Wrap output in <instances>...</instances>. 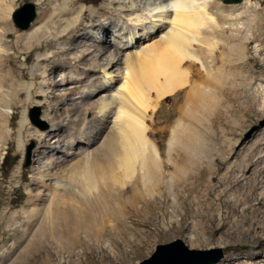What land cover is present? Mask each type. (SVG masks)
<instances>
[{"label":"bare ground","instance_id":"bare-ground-1","mask_svg":"<svg viewBox=\"0 0 264 264\" xmlns=\"http://www.w3.org/2000/svg\"><path fill=\"white\" fill-rule=\"evenodd\" d=\"M16 1L0 0V27L3 25L8 29L5 33L10 31L9 16L13 9L6 8V4L13 5ZM43 1L48 8L55 10L54 18L50 16L49 33L44 35L37 29L20 35L15 42L17 50H20L18 53L25 54L26 58L19 91L33 100L44 98L47 101L54 96L63 98L64 104L60 106V111L64 112L67 108L69 114L73 115L66 127H59L71 128L69 137L67 136L69 139L66 141L63 138L71 151L67 158L76 159L79 154L83 155L94 148L81 159L77 158L79 160L67 170L71 174L67 181L57 183L52 194L44 199L43 209L49 213L47 230L44 228L46 233L43 236L48 241L45 244L47 264H54L58 254L66 252L71 258L82 261V254L94 245H98L104 251V257L113 259L116 264H129L148 253L155 242L166 240L170 236L166 227L168 223L164 222H161L164 223L163 229L156 228L157 232L154 229L151 230L153 232L140 230L143 225L151 224L149 220L159 213L157 202H168V199L170 202V196L175 199H194L195 194L205 198V217L214 225L212 232H219L221 242L228 243L237 250L235 258L241 256L240 250L248 248L249 259L257 262L254 264H264V133L257 141L242 149L238 156L240 164L238 161L232 163L230 159L224 161V175L220 179L212 177V182L218 180L219 186L212 188L208 185L204 193V186L200 183L202 177L198 176L197 171L203 168V155L206 151L199 134L190 138V148L182 152L185 153L187 162V167L184 168H189L192 172L188 176L185 171L180 177L172 173H161L160 152L147 136L150 112L157 108L161 100L186 89L193 76L192 64L200 65L204 73L207 69L205 58L198 53L203 55L206 44L205 37L201 36L204 34H201L202 27L207 20L215 21L209 8V0ZM262 4L264 0H260L259 5ZM261 20L259 38L264 37V19ZM168 28V32L164 34ZM112 29L115 30L113 38L108 35ZM93 31L99 32V36L93 35ZM235 36L237 44L232 45L235 46L234 50L240 49L241 53L249 41L239 34ZM38 40H43L50 49L48 53L40 52L39 56H33L38 50L34 41ZM146 44L148 45L144 47ZM27 62L32 65L28 66ZM240 65L234 70L233 66L230 67L229 75L222 72L220 78L224 81V87L211 86L210 89L204 87L203 90H198V97L202 101L198 103L199 109L204 108L207 103L209 111L215 110L217 103H221L220 100L217 103L214 100L219 98L216 95L218 92L227 91L224 96L228 97L231 91L234 95L237 91H245L246 81L254 80L257 75L249 65ZM218 72L216 76L219 77ZM210 74V78L204 79L207 84L222 82L219 79L217 82L214 75L216 81L211 79ZM245 96L246 103L240 120L242 129L247 125V121L243 120L245 116L264 113V101L260 102L259 97L251 93ZM225 108V114L231 113L229 106ZM230 130L222 132L224 147L233 142L230 137L236 134ZM31 133L52 147L55 133ZM209 140L213 146L219 138L212 135ZM80 142L87 146L76 154L74 147ZM210 149V153H213ZM172 151L171 141L169 153ZM207 168L208 165L204 166L205 172L209 169ZM246 170L251 171L249 176L246 175ZM134 177L141 179L139 192L142 195L146 189L148 192L153 191V196L156 197L159 193L156 199H149L152 207L145 206L146 203L144 206L127 205L131 201L127 202L125 180ZM216 187L219 188L217 192ZM144 196L142 198L146 199L147 195L145 198ZM172 205L174 210H167L171 218L182 212L175 200H172ZM162 210L163 215L164 209ZM147 216L150 218L147 219ZM217 216L220 217L218 222ZM111 226L119 228V233H115ZM182 244L186 247L183 242Z\"/></svg>","mask_w":264,"mask_h":264},{"label":"rangeland","instance_id":"rangeland-1","mask_svg":"<svg viewBox=\"0 0 264 264\" xmlns=\"http://www.w3.org/2000/svg\"><path fill=\"white\" fill-rule=\"evenodd\" d=\"M234 1L235 0H209V8L211 10V14L214 15L213 17L215 18V21L207 20L205 26L202 27L201 34H204L201 36L205 37L206 44L203 49V55L200 54L201 52L198 54L205 58V64L208 69H206V71H208V74L211 73V79L216 81L217 78V82H219L218 79L222 81L220 78L222 72L224 75H229L228 72L231 70L230 67L233 66L232 68L234 70V68L239 66L240 63H245L246 66H250L252 72L257 75L254 77L256 80L246 81L245 91H237L235 95L233 91L229 92L230 96L228 97L224 96L227 91L224 93L218 92L216 95H218L219 98H214V100L216 99V103L220 100L221 105L217 103V108L212 112L208 110L209 108L207 103H205L204 108L199 109L198 103L202 102L198 97L199 89L203 90L204 87L208 89L212 87L221 88L225 85L223 84L224 81L220 82L222 84H213L215 87L212 84H207L204 79L206 80L207 77L210 78L209 75L206 71V74L203 72L200 65L193 63L191 66L193 76L190 80V85L188 84L186 89H183L174 96L161 100L158 103L157 108L150 112L151 117L148 121L149 130L147 132V136L160 152L162 162H160L161 173L163 174L170 175L172 173L177 177L183 175L185 171V175L189 176L191 174L192 171L189 170V168H184L187 167V165H185L187 162L184 156L185 153L182 152L190 148V138L192 139L196 136V134H199L203 147L207 153V156L206 153H203L205 165L203 164L201 171H197V174L199 173L198 176L203 178L200 179L201 185L204 186L202 187L203 193L204 191H207L206 186L208 185L209 187L212 186V188L213 186H219L218 180L212 182V177L215 176L217 179H220L222 175H224V161L230 159L232 163L238 161V164H240V157L238 158V156H240L244 150L243 148L249 145V143L257 141L258 138H260L259 136L264 133V113L261 115L248 114L245 116L243 120L247 121V125H245L246 127L243 129L241 128L240 122L241 115L244 110L243 105L246 103V94L251 93L259 97L260 102L264 101V37L259 38L258 36L261 30V23L259 22H262L261 19H264V4L259 5L260 0ZM28 3L35 6L37 17L28 30L22 31L16 26L13 15ZM47 6L48 5L43 0H17L13 5L7 3L6 8H13L9 16L10 31L5 33L7 28L3 25L0 27V264H47V245L45 244H47L48 241L46 240L47 238L43 236H45L47 230V214L49 213L46 212L47 210L44 211L43 209L45 205L44 199H46V196L52 194L51 192L57 187V183L60 182L63 184L67 181V177L71 175L67 172V170H70L74 163L81 159L83 155L89 154L94 149L92 147L83 155H80L79 153L83 151V147L85 149V146H87L83 142H80L74 147V152L79 154V157H76L79 159L76 157V159L67 158V155L71 153V151L70 147L68 148L64 141H67L71 128L59 127L60 125L66 127L69 121L73 118V115L69 114L67 108V112L60 111V106L64 104L63 98L60 96H54L50 97L47 101H45L44 98L33 100L29 97V95L21 94L19 91L20 83L23 81L22 72L24 66H26V58L25 54L21 53L23 55H20V53H18L20 50H17L15 42L20 35L33 32L37 29H40L41 33H44V35L49 33L47 30H49L48 25L50 16L51 18H54L55 10L53 8H48ZM88 6L92 7L93 5ZM169 28L165 30L164 34L166 31L168 32ZM113 33H115V30L112 29L108 34L109 37L113 38ZM99 34V32L93 31V35L99 36ZM237 34L249 41L245 45L246 47H243V50H241L242 54L240 53L239 48V51L237 48L234 50L235 46L233 45L237 44V41H235V35ZM213 43L216 44L213 45ZM34 44L38 50H41H36L33 53V56H39L41 53H48L50 49L48 44L43 40L34 41ZM147 45L148 44L144 47ZM229 47L232 48L230 49ZM232 49L234 51H231ZM238 55L241 56L239 57ZM238 57L240 60L237 62ZM27 65L31 66L32 63L27 62ZM217 72L220 74L219 77L216 76ZM213 75L214 77L216 76V78H214ZM2 94L4 95L2 96ZM226 106L231 108V113H228L229 115L227 113V115L225 114ZM36 107L40 109L39 121L41 124H34L30 119V112ZM235 112L236 114H234ZM50 117L53 119H50ZM197 121L201 123L199 124ZM226 126H228L226 129H231L230 131L235 132L237 137L235 135H233V137L231 136L230 140L233 142L229 143L227 147H224L222 132L226 130ZM35 131L44 134L52 132L55 133L56 136L53 140V145H51L52 147L50 148L47 142L40 140L38 137L32 136L31 132ZM212 135L219 138L213 146L211 145L212 142L209 140ZM171 141L173 151L172 153H169V144ZM32 144L33 149L31 151V165L29 167H25L28 148ZM61 146L63 147L61 148ZM208 146L213 148L210 149ZM209 149L211 151L213 150V153H210ZM64 159L66 160L64 161ZM67 159H69V161ZM207 165L209 169L207 168L208 170L205 172L204 166ZM176 169L177 172H175ZM245 173L249 176L251 171L246 170ZM140 182L141 179H138L137 177L125 180L127 202L129 200L131 201V203L128 202L127 205L144 206L146 203L145 206L152 207L148 201L151 197L152 198L150 200L159 197V193L156 197V195L153 196V191L150 190L148 192L146 189L144 195L147 196L146 199H143L142 197L144 195L139 192V189L141 188ZM218 189L219 188L216 189V192ZM155 194H157V192H155ZM169 198L171 203L169 202V199L168 202H157L159 208V213L157 214L158 217L156 216L152 220H149L154 224H145L139 228L143 232H157L156 228L162 230L164 223H168V226L166 227L168 235L170 236L166 240L155 242L152 249L148 253L141 255L129 264H144V262L151 260L157 252L158 246L169 245L178 240H181L189 250L208 251L221 249L223 252V258L216 264L257 263L256 261L249 259L248 248L240 250V253H242L241 256L235 258L234 253H237V250L233 249V247L228 243H222V236L219 232L216 234L212 232L214 225L205 217V198L202 197V195L195 194L194 199L189 198L187 200L185 198V201L181 198L179 199L178 197L175 199L174 196H170ZM142 199L144 201H141ZM172 200L176 201V206L179 207L182 212L178 213V216L171 218L169 212L174 210ZM189 200H192V202ZM181 203L183 204L181 205ZM162 209H164L163 215L161 213V211H163ZM45 213L46 217L44 216ZM164 215L168 217L166 218ZM146 218L149 219L150 217L147 216ZM219 218L220 217L217 216L216 222L219 221ZM111 225H114V223ZM111 227L113 231L115 230V233H119V228L114 226ZM209 227L211 228L209 229ZM42 230L45 231L42 232ZM172 251H178L182 254L184 253L182 250L176 248L173 250H165L155 260H151V262L147 264H182L187 261L203 263L211 260L215 256L214 254L188 255L185 253L182 256H175V253H173L172 255L175 257L172 258L170 256ZM60 255L58 254L54 264H116L113 259H107L104 257V251L98 247V245H94L92 248L88 249L85 254H82V261L75 259V257L71 258L67 252L65 254L61 253ZM167 259L173 260L168 261ZM257 261L259 262V260Z\"/></svg>","mask_w":264,"mask_h":264},{"label":"water","instance_id":"water-1","mask_svg":"<svg viewBox=\"0 0 264 264\" xmlns=\"http://www.w3.org/2000/svg\"><path fill=\"white\" fill-rule=\"evenodd\" d=\"M240 0H235L234 2H239ZM37 17L36 9L33 4H26L21 10L17 11L13 15L14 22L16 26L24 31L29 29L31 24L35 21ZM39 115H40V109L39 108H34L30 112V119L34 124H41L39 121ZM33 149V144L28 148V154H27V160L25 163V167H29L31 165V151ZM179 249L182 250L185 254L188 255H212L214 254L215 256L203 263H196V262H184L182 264H216L218 263L222 258H223V252L221 249L217 250H208V251H199V250H189L187 247H184L181 241H174L173 243L169 245H160L157 248V252L154 254V256L151 258V260H155L162 252L165 250H173V249ZM175 253V256H182L184 253H179L178 251L171 253V257L174 258L172 254ZM176 259V258H175ZM151 260H148L144 262V264L150 263ZM168 261H172L173 259H167ZM153 262V261H152ZM167 263V262H166Z\"/></svg>","mask_w":264,"mask_h":264}]
</instances>
